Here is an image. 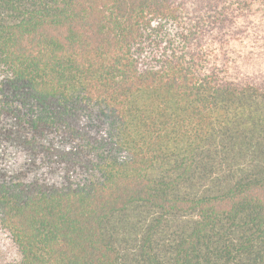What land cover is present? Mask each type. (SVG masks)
<instances>
[{"label":"trees","instance_id":"16d2710c","mask_svg":"<svg viewBox=\"0 0 264 264\" xmlns=\"http://www.w3.org/2000/svg\"><path fill=\"white\" fill-rule=\"evenodd\" d=\"M0 264H264V0H0Z\"/></svg>","mask_w":264,"mask_h":264},{"label":"rangeland","instance_id":"374dc122","mask_svg":"<svg viewBox=\"0 0 264 264\" xmlns=\"http://www.w3.org/2000/svg\"><path fill=\"white\" fill-rule=\"evenodd\" d=\"M114 226H115L114 228L110 226V232H111V235H112V239L114 241H116V243H118L119 241H121V238L117 234V232L119 233V229L116 228L117 227L116 225H114ZM125 229H128V227H125ZM116 230H117V232H116Z\"/></svg>","mask_w":264,"mask_h":264}]
</instances>
